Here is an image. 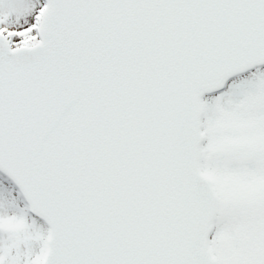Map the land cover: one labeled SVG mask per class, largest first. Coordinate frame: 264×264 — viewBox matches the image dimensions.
Returning a JSON list of instances; mask_svg holds the SVG:
<instances>
[{"label":"snow or ice","instance_id":"6c2138e0","mask_svg":"<svg viewBox=\"0 0 264 264\" xmlns=\"http://www.w3.org/2000/svg\"><path fill=\"white\" fill-rule=\"evenodd\" d=\"M0 264H264V0H0Z\"/></svg>","mask_w":264,"mask_h":264}]
</instances>
